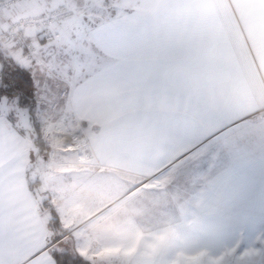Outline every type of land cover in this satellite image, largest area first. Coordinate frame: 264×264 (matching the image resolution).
<instances>
[{"label":"snow or ice","instance_id":"1","mask_svg":"<svg viewBox=\"0 0 264 264\" xmlns=\"http://www.w3.org/2000/svg\"><path fill=\"white\" fill-rule=\"evenodd\" d=\"M163 7L168 19L160 24L119 2L55 0L30 36L0 51V264H204L161 252L154 241L171 229L146 230L136 219L140 201L151 202L158 222L171 221L175 209L222 234L237 230L224 177L190 201L170 186L204 144L240 140L236 130L262 109L234 116L233 103L232 113L220 108L181 124L159 111V99L175 95L185 64L219 79L230 100L235 81L264 91V50H249L255 73H248L235 36L244 32L242 19L215 11L209 29L195 11L218 9L215 0H164ZM236 101L245 102L243 93ZM109 108L123 115L113 120ZM46 178L70 187L57 194ZM239 237L207 264H264V212Z\"/></svg>","mask_w":264,"mask_h":264},{"label":"crops","instance_id":"2","mask_svg":"<svg viewBox=\"0 0 264 264\" xmlns=\"http://www.w3.org/2000/svg\"><path fill=\"white\" fill-rule=\"evenodd\" d=\"M77 2L84 5L105 6V0H77ZM108 2L109 5L119 2L124 7L131 8L140 19H151L160 24L167 23L168 12L163 7L164 0H108ZM215 2L218 9H197L195 15L200 23L209 29L212 27L215 11L227 14L229 18L235 14V19H242L244 32L241 33L236 29L235 36L246 54L243 59L246 71L255 73L252 57L247 53L251 50L253 55H258L264 50V0H215ZM53 4L55 0H38V2L33 0L28 6L9 9L5 16L10 18L19 14L44 12L51 9ZM4 22V18L0 17V31L5 28ZM234 23L232 20L233 26ZM245 40L248 42L247 47ZM13 46L11 42L0 40V51ZM143 60L142 54L136 56L137 64L143 63ZM182 71L185 80L179 85L175 95L170 98L164 93L159 99V111L174 121L191 124L201 115L216 112L220 108L232 113L233 103H235V112L232 113L234 116L251 112L254 108H264V91L257 92L251 85L242 84L240 81L233 82L230 100L225 95L223 83L219 79L210 77L205 69L185 64L182 66ZM260 75L264 77V71ZM241 93L245 97L243 104L236 101ZM151 106L148 102L147 107ZM108 111L113 120L123 115L116 108H109ZM127 114L129 118L134 117L135 108L130 107ZM172 132L175 134V126ZM139 134L142 133L138 132ZM234 135L241 139L230 144L222 140L204 144L196 159H189L176 170L170 192L177 195L181 201H190L208 191L224 177L225 190L237 213V218H243V229L247 237L251 233L252 225L259 222L264 212V119L243 123ZM162 139L167 138L162 137ZM46 181L49 187L57 191V194L70 187L52 178H46ZM135 207L142 211L136 219L146 230L171 229L162 237L169 241L170 248H175L179 242L188 240L182 235L186 232L183 228L187 227L183 225L194 221L191 218L187 221L183 220L179 212L173 209L174 218L171 221L158 222L152 218L150 201L137 202ZM85 227L89 232L92 231L90 225Z\"/></svg>","mask_w":264,"mask_h":264},{"label":"rangeland","instance_id":"3","mask_svg":"<svg viewBox=\"0 0 264 264\" xmlns=\"http://www.w3.org/2000/svg\"><path fill=\"white\" fill-rule=\"evenodd\" d=\"M47 183V181H46ZM185 233L187 241L177 244V247L170 248L169 241L166 239L157 240L155 243L161 252L175 255H196L200 256L207 264L208 261L219 258L225 247L229 246L233 241L238 240L239 229L243 228V218H237V231L228 235L222 234L220 229L215 225L203 222L189 221L186 222Z\"/></svg>","mask_w":264,"mask_h":264},{"label":"built area","instance_id":"4","mask_svg":"<svg viewBox=\"0 0 264 264\" xmlns=\"http://www.w3.org/2000/svg\"><path fill=\"white\" fill-rule=\"evenodd\" d=\"M16 2L17 0H0V17L4 18L5 20V28L4 30L0 31V40L11 42L14 45L18 41H21L24 37L30 36L33 33L34 29L38 27L40 13H44V15L46 16L54 7L53 4L51 9L44 12L19 14L10 18L6 17L5 13L9 9H11L8 6ZM261 109L262 111L253 116L251 119H248L246 122H258L263 120L264 108ZM63 142V139L56 141L57 144Z\"/></svg>","mask_w":264,"mask_h":264},{"label":"trees","instance_id":"5","mask_svg":"<svg viewBox=\"0 0 264 264\" xmlns=\"http://www.w3.org/2000/svg\"><path fill=\"white\" fill-rule=\"evenodd\" d=\"M38 143L42 144V143H43V141H38Z\"/></svg>","mask_w":264,"mask_h":264}]
</instances>
